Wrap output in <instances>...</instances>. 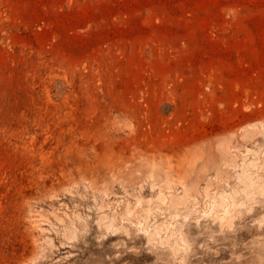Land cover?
Returning <instances> with one entry per match:
<instances>
[{
	"label": "rangeland",
	"instance_id": "1",
	"mask_svg": "<svg viewBox=\"0 0 264 264\" xmlns=\"http://www.w3.org/2000/svg\"><path fill=\"white\" fill-rule=\"evenodd\" d=\"M0 264H264V0H0Z\"/></svg>",
	"mask_w": 264,
	"mask_h": 264
}]
</instances>
